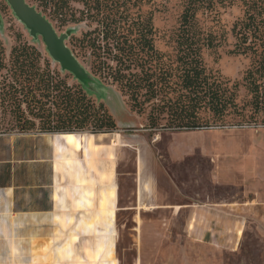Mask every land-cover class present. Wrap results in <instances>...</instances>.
Here are the masks:
<instances>
[{"label":"rangeland","instance_id":"374dc122","mask_svg":"<svg viewBox=\"0 0 264 264\" xmlns=\"http://www.w3.org/2000/svg\"><path fill=\"white\" fill-rule=\"evenodd\" d=\"M26 2L47 18L58 35L71 32L66 46L101 82L82 88L96 105L103 104L116 124L115 130L92 135H103L105 144L117 143L112 166L118 264H264L262 226L252 221L253 216L264 217V207H256L264 205V111L252 113L243 81L253 60L264 53V0L196 3L188 25H183L186 0H104L99 12L94 0H83L86 5L67 0L62 14H54L40 0ZM0 18L3 157L7 143L13 145L22 134H61L40 130L34 99L52 91V85L66 90L79 84L49 58L40 39L32 40L5 0H0ZM146 30L153 47L149 53L140 39ZM28 47L35 52L30 54ZM128 51L141 59L130 60L134 56L125 55ZM192 58L208 81L228 90L235 107L221 117L198 107L195 121L200 127L188 129L178 124L194 123L182 112L193 108L192 93L183 86ZM43 111L44 116L56 113L51 100ZM177 114L182 117L175 120ZM75 134L60 136L69 150L55 137L56 152L63 149L57 154V185L72 192L61 189L55 194L54 241L50 246L34 241L38 255L45 257L39 264H49L46 256L55 248L54 264H98L101 259L90 250L97 243L93 230L101 228L95 224L91 229L90 223L97 208L91 188L97 193L98 185L90 188L95 178L84 157L79 154L77 161H68L75 159L71 151H79L80 141L84 143L91 133ZM193 203L246 205L241 210L249 221L237 252L187 238V206ZM76 234L81 237L78 242L71 236ZM65 246L71 256L57 257Z\"/></svg>","mask_w":264,"mask_h":264},{"label":"crops","instance_id":"0c3cea01","mask_svg":"<svg viewBox=\"0 0 264 264\" xmlns=\"http://www.w3.org/2000/svg\"><path fill=\"white\" fill-rule=\"evenodd\" d=\"M61 135L22 134L15 138L13 145L7 143V151L0 157V264L45 262L42 259L45 257L38 255L39 249H36L34 241H46L48 244L54 241L55 194L62 192L61 189L72 192V186H68L69 190L67 186L57 185V154H63V149L59 148L60 153L56 152L58 145L55 137L61 140ZM102 136L89 134L84 143L78 139L81 148L77 152L70 150L75 159L69 158L68 161H77L79 154L84 157L96 180L90 179V188H94L95 184L99 188L97 193L91 188V197L96 195L97 199L91 229L95 224L101 225V228L97 231L94 228L97 243L90 250H93L96 259L101 258L98 264H118L114 253L117 208L112 166L117 143L111 141L105 144ZM64 148L68 149L65 144ZM187 207L190 211L187 238L191 242L230 253L239 250L249 221L247 214L241 210V207H246L245 204L193 203ZM252 221L262 226L260 229L263 231H260L264 236V217L253 216ZM71 236L77 238L76 242L81 238L77 234ZM55 255L56 248L47 254L49 264H54ZM59 256L67 259L71 250L65 246L59 250ZM84 261H87L86 258Z\"/></svg>","mask_w":264,"mask_h":264},{"label":"trees","instance_id":"16d2710c","mask_svg":"<svg viewBox=\"0 0 264 264\" xmlns=\"http://www.w3.org/2000/svg\"><path fill=\"white\" fill-rule=\"evenodd\" d=\"M40 1L41 3H44L45 6H51L53 8L54 14H62L64 6L67 3V0ZM73 1L82 2L84 5L87 4L84 3L83 0ZM132 1L142 2L149 0ZM206 1L207 0H186L187 7L183 13V25L189 24L190 11L195 8L196 3L203 4ZM92 4L96 8L97 12H99L98 9L100 10L101 7L105 6L104 0H94ZM89 10L90 9H87V11ZM149 33L150 32L146 30L145 33L140 35V39L143 43V49H147L146 53L153 51L150 40L146 38V35H149ZM253 33H256V28ZM243 37L246 41L247 38L245 36ZM29 49L31 50L30 54L35 52L34 49ZM243 52H245V50ZM125 55L132 57L134 56L130 59L133 61L134 58L141 59L129 51L125 52ZM260 56L261 58L253 60L251 68L247 70L245 76L243 77L244 84L248 94L250 95V101L248 105L253 114H258L261 111H264V53ZM194 61L195 60L192 58L187 63L189 66L187 70H185L183 76L184 88L191 91L192 93V101L190 100V104L193 105V108L190 111L181 110L183 114L188 116L190 121L194 123L178 124V127H185L188 129L200 127L195 121V111L198 107H206L214 117H221L225 111L232 108V106L235 107L234 101L232 100V95L227 94L228 90L223 88L221 83L208 81L203 73V69L199 67L197 62L192 64ZM113 81L116 80L113 79ZM50 89L52 91L42 94L41 99H34L35 105L33 108L38 109L39 112V114L36 116L41 122L40 130L48 133H61L63 135L75 134V132L82 131H89L91 134H96L102 131L115 130L116 124L114 123L107 109L104 108L103 104L96 105L95 102L88 97L81 85L72 86L66 90L59 89L58 86L52 85ZM49 100H51L52 105L56 109V113L53 114L50 111L44 116L43 109L46 107V103ZM60 110L63 112V114L59 113ZM178 116L180 117V114H177L175 120Z\"/></svg>","mask_w":264,"mask_h":264},{"label":"water","instance_id":"95a60500","mask_svg":"<svg viewBox=\"0 0 264 264\" xmlns=\"http://www.w3.org/2000/svg\"><path fill=\"white\" fill-rule=\"evenodd\" d=\"M5 2L32 40L34 42L41 40L49 58L60 66L62 72L69 73L81 87L90 88V85L94 83H101L81 66L66 46L65 40L71 34L70 31L67 34L58 35L47 18L34 6L29 5L26 0H5ZM1 22L0 18V28L2 27Z\"/></svg>","mask_w":264,"mask_h":264}]
</instances>
